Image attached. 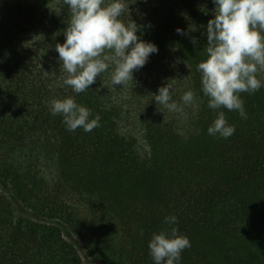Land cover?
Wrapping results in <instances>:
<instances>
[{
  "label": "trees",
  "instance_id": "1",
  "mask_svg": "<svg viewBox=\"0 0 264 264\" xmlns=\"http://www.w3.org/2000/svg\"><path fill=\"white\" fill-rule=\"evenodd\" d=\"M123 2L120 19L135 22L138 38L158 51L133 81L113 86L110 66L75 93L55 50L65 40L68 6L0 0V176L20 206L0 191V264H84L60 229L44 221L52 218L102 264H154L148 243L170 227L191 244L179 264H264V73L258 91L240 94L246 119L209 108L198 64L207 58L213 0ZM177 69L183 78L170 74ZM166 85L182 109L168 116L154 97ZM187 91L195 96L191 105L182 101ZM68 97L89 108L90 119L99 115L100 127L69 131L50 111L52 100ZM220 111L235 127L227 139L207 131ZM78 166L134 178L147 189L117 215L103 195L74 182ZM169 216L175 225L165 224Z\"/></svg>",
  "mask_w": 264,
  "mask_h": 264
},
{
  "label": "clouds",
  "instance_id": "2",
  "mask_svg": "<svg viewBox=\"0 0 264 264\" xmlns=\"http://www.w3.org/2000/svg\"><path fill=\"white\" fill-rule=\"evenodd\" d=\"M214 18L206 26L207 58L198 64L202 91L211 109L226 108L247 118L241 93H255L261 88L260 73H264V0H213ZM70 10V20L64 31L65 40L55 50L61 67L66 71L64 84L75 93L89 89L97 77L114 66L112 84L133 81V72L143 67L157 46L138 38L140 30L132 20L124 23L120 17L126 10L123 0H63ZM62 8H56L59 14ZM128 10V5H127ZM178 34H184L177 28ZM196 43L195 38L191 41ZM170 86L158 89L155 102L169 111H181L173 100ZM194 93L182 96L185 105L194 102ZM52 115H62L69 131L82 128L91 132L100 127L99 115L90 119L91 110L75 102L73 97L54 99ZM209 135L229 138L235 127L228 124L225 113L218 112ZM165 224L175 225L177 218H165ZM186 235L176 227L153 234L148 243L154 264H179L181 253L190 248Z\"/></svg>",
  "mask_w": 264,
  "mask_h": 264
},
{
  "label": "rangeland",
  "instance_id": "3",
  "mask_svg": "<svg viewBox=\"0 0 264 264\" xmlns=\"http://www.w3.org/2000/svg\"><path fill=\"white\" fill-rule=\"evenodd\" d=\"M179 64L180 62H178L177 66H179ZM184 73V69L170 71V74H173L174 77L176 74H178V77L183 78ZM175 80L176 79H174L172 82L175 83ZM130 105L132 106V104ZM133 110H135L134 107L130 108V112H133ZM158 112L161 115L167 116L169 114H174V111H169L164 106L160 108ZM71 178L80 186L88 188L89 190H94L95 192L103 195L111 209L117 215L128 212L127 210L131 206L130 197L141 196V193L145 192L147 189V187H145L146 185L137 179L129 177L108 178L101 173L91 172L85 166H78L77 168H73L71 170ZM0 191L6 198L10 199L13 202L16 208H20V206L14 200L8 179L2 176H0ZM44 221L49 224L55 225L60 229L63 237L77 248L84 264H102L94 254L90 253V251L86 249L83 242L61 220L52 218L44 219ZM134 225L137 231L141 229L137 221H134Z\"/></svg>",
  "mask_w": 264,
  "mask_h": 264
}]
</instances>
